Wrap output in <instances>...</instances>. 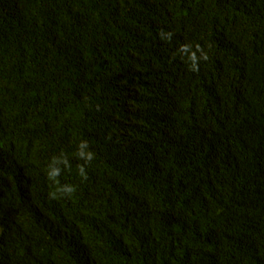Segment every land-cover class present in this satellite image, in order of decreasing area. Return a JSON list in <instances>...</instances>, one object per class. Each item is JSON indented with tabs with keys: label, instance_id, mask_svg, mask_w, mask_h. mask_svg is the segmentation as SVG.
<instances>
[{
	"label": "trees",
	"instance_id": "16d2710c",
	"mask_svg": "<svg viewBox=\"0 0 264 264\" xmlns=\"http://www.w3.org/2000/svg\"><path fill=\"white\" fill-rule=\"evenodd\" d=\"M0 264H264V0H0Z\"/></svg>",
	"mask_w": 264,
	"mask_h": 264
}]
</instances>
